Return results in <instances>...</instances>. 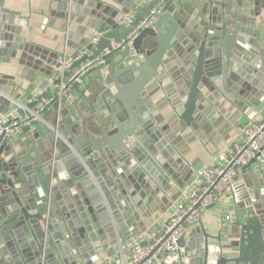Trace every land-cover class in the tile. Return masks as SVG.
<instances>
[{
  "label": "water",
  "instance_id": "1",
  "mask_svg": "<svg viewBox=\"0 0 264 264\" xmlns=\"http://www.w3.org/2000/svg\"><path fill=\"white\" fill-rule=\"evenodd\" d=\"M110 2L122 9L99 0L53 1L52 16L64 20L63 31L91 18L87 39L82 26L66 33L64 48L74 46L77 52L73 66L63 71L66 50L52 52L28 43L27 21L0 0L3 61L10 63L20 52L25 79L36 83L29 70L47 78L58 70L62 77L56 85L82 64L102 57L113 40L126 38L152 10L163 7L137 36L135 56L129 48L104 56L103 64L62 97L54 98L45 81L44 93L28 105L34 112L43 99L53 98L32 122L36 131L24 127L20 137L0 141V236L10 234L0 264H14L7 253L25 264H93L111 256L107 247L122 246L132 234H122L124 228L144 232L152 226L154 219L139 224L140 215L146 219L158 209L166 213L201 168L187 161L186 147L202 139V129L212 131L210 122L220 114L228 117L225 127L235 130L252 120L264 121V0H154L145 6V0ZM137 9L134 21L120 31L123 19ZM80 38L82 46L74 45ZM3 78L0 117L11 104L21 105L13 95L16 84L11 81L3 88ZM90 78L93 83L82 91L81 83ZM38 121L51 127L44 131ZM258 174L257 189L250 192L251 210L238 217L227 240L218 242V257L204 260L200 242L209 239L192 235L199 245L165 264H264V170ZM114 233L118 240L109 242L107 235ZM185 243L183 237L180 248Z\"/></svg>",
  "mask_w": 264,
  "mask_h": 264
},
{
  "label": "built area",
  "instance_id": "2",
  "mask_svg": "<svg viewBox=\"0 0 264 264\" xmlns=\"http://www.w3.org/2000/svg\"><path fill=\"white\" fill-rule=\"evenodd\" d=\"M153 1L145 0V3ZM162 13V6L152 10L151 14L135 26L126 38L120 41L113 40L111 49L106 50L102 57L82 64L73 70L70 78L63 79L59 85L53 81L51 90L54 98L62 97L72 89L75 83L81 82V78L89 70L103 64L104 56L113 52H122L127 48L135 56L136 51L133 46L137 36L149 28ZM135 17L134 13H130L120 23V28L132 23ZM105 32L102 31L93 43L97 44ZM80 58L79 56L77 59ZM61 62L63 71H68L75 60L62 58ZM43 93L44 91L39 96ZM52 102L53 98L43 99L34 112L29 111L25 106L22 107V112L19 109L8 112L0 119V141L20 136L23 133L22 129L38 120ZM22 113L30 115L20 119L19 116ZM253 163L259 166L260 171L264 170V121L252 122L247 126L239 127L236 130V138L215 156L213 162L194 172L177 201L166 213H159L152 226L144 232L132 233L120 246L118 255L106 256L93 264H165L169 258L177 257L181 251L179 241L199 224L207 211L232 198L239 173Z\"/></svg>",
  "mask_w": 264,
  "mask_h": 264
},
{
  "label": "crops",
  "instance_id": "3",
  "mask_svg": "<svg viewBox=\"0 0 264 264\" xmlns=\"http://www.w3.org/2000/svg\"><path fill=\"white\" fill-rule=\"evenodd\" d=\"M6 5L9 9L12 11H16L20 14V19L27 21V26L29 28V37L30 43L33 46L41 47L42 49L52 51V52H61L66 50V55L63 58H66L67 60H75L73 59L74 55H76L77 50L72 47L64 48V42L66 38V33L68 32H76L78 29L82 26L85 28V36L84 39H87L88 36L91 34V29L87 28L86 24L88 21H90V17H86L84 22L81 24V26L77 23H74L73 25L70 24L69 27H71V30L63 31L62 27L64 26V20L60 17L52 16V4L54 0H5ZM86 1H95V0H86ZM105 4H111L113 5L115 10L120 11L122 8L121 5L118 4H112L110 0H99ZM146 3L143 4L145 6ZM56 13H62L63 11L61 9L55 10ZM140 11V9H137L134 12L135 15ZM128 16V15H127ZM126 16V17H127ZM125 17V18H126ZM123 27L120 28V31H123ZM24 32V31H23ZM26 35V31L24 32ZM83 40V38L77 39L75 42H73L74 45L78 44L82 46V43H80ZM25 42V40H22ZM22 42V43H24ZM80 52V51H79ZM83 54V53H81ZM21 53L18 52L16 59L11 58L10 63H6L3 60L6 56L0 55V75L3 77L2 81V87L5 88L10 82H14L16 86H14V92L13 95L18 98L21 102V105L17 104H11L9 108V112L13 111L14 109L19 111H23L22 107L25 106L28 108V105L35 101L39 94L44 91L42 89V84L45 81H49V86L47 88H51L52 82L55 81L58 78L62 77V73L58 70L54 72V75L51 78H47L41 73L38 72H32L30 71L31 75H28L29 77L33 76L36 80V83H32L24 78L26 75L25 73V67L20 65L18 63V59L21 57ZM81 57V55H80ZM51 59H53L50 56ZM46 64V62H44ZM24 75V76H23ZM12 79V80H11ZM224 81V80H222ZM93 81L90 79H87L85 82L81 83V90L84 91L87 88L88 84H92ZM93 89V88H92ZM91 92V90H90ZM159 93L151 97L152 101H156ZM228 104V102H226ZM162 114L166 116V113L162 111ZM30 115V114H28ZM27 113L20 114V119H24L26 116H28ZM222 114H220V118H216V122L212 123L210 122V126L212 131L206 132L204 129H202V139H196L193 143L190 145H187L186 152L188 153L187 161L189 163H194L197 166L204 167L207 165H210L215 156L225 149L235 138H236V130L231 128H226L228 124V117H221ZM4 117L2 115L0 119ZM242 119H245V116H241ZM223 119V121H222ZM222 121V122H221ZM39 127H41L42 130H46L47 128H50L51 125L48 124L46 121H38ZM254 122L253 120L251 123ZM32 133L35 132V128L29 126ZM186 134L191 133V129H186ZM22 135V134H21ZM20 135V136H21ZM20 136H16L20 137ZM200 138V136H199ZM24 143H29L28 137H23ZM36 142L37 140L34 139ZM22 144L20 147L18 146V150L21 151L25 148V144ZM1 144V143H0ZM185 150V148H184ZM119 154V150H117L116 154H114V158L117 157ZM124 159H120L118 161L119 164L123 163ZM114 171L118 173L120 169L114 168ZM258 172H260L259 166L255 163L251 164L249 167L243 169L239 176L237 177L236 183L234 185V191L232 198L222 203L221 205L211 208L209 211H207L199 224L192 228L186 237V243L185 247L181 248V251L184 252L185 249L190 248L191 246H198L199 245V238L190 237L192 235H206L207 239H209V242H200L201 245V251H203V254L205 255L204 260L210 261L211 259H215L218 257V242L227 240V235H229V229L231 226L234 225L236 220L239 216H244L247 214L248 211H250V203H251V196L250 192L257 189L255 182L257 176H259ZM35 174V173H34ZM133 175L132 173L130 174ZM260 175L259 177H261ZM128 178V177H127ZM134 178V176H133ZM135 179V178H134ZM128 190V189H127ZM160 199L163 198V195H158ZM148 208L144 210V214L147 213ZM161 213L160 209H158L155 213H151V216L148 215V217L145 219L143 215H140V221L139 224L148 223V221H152L156 216ZM64 221L70 222V219L66 218ZM153 221V223H154ZM141 226V225H140ZM2 226H0L1 229ZM134 233L139 232L138 229H132L131 227L127 226L123 229L122 234L125 233ZM10 236L9 232L6 235L0 236V255L3 254V251L7 249L8 247V240L7 237ZM27 238H31L30 235H27ZM118 236L116 233L107 235V239L109 242H113L116 239L118 240ZM205 246V249L203 248ZM114 246L107 247V250L109 248V251H113L112 257L116 256L120 253V246H117L116 248H113ZM198 253V251L191 252V256H195V253ZM4 255V254H3ZM73 255V254H72ZM7 258H10L13 260L14 264H25L23 261H16L13 256H10L9 253L6 255ZM91 257V256H90ZM108 257V256H107ZM111 257V256H110ZM99 261V260H98ZM97 262V261H96ZM84 263L81 260H69V264H81Z\"/></svg>",
  "mask_w": 264,
  "mask_h": 264
}]
</instances>
